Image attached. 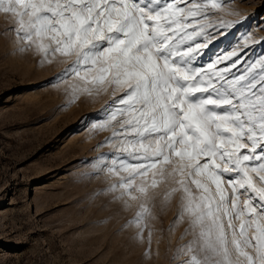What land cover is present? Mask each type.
<instances>
[{"label": "snow or ice", "instance_id": "snow-or-ice-1", "mask_svg": "<svg viewBox=\"0 0 264 264\" xmlns=\"http://www.w3.org/2000/svg\"><path fill=\"white\" fill-rule=\"evenodd\" d=\"M230 2L0 0L22 51L35 48L42 63L71 61L55 77L70 103L123 90L93 124L116 129L110 139L132 161L102 166L128 174L108 191L117 200H147L150 189L175 185L165 200L180 194L169 230L188 224L175 254L180 264H264V51L250 47L264 49V41L253 42L249 29L239 49L216 56L213 41L228 36L220 29L239 30L249 19ZM149 173L150 182L136 183ZM151 215L141 203L129 225L141 227Z\"/></svg>", "mask_w": 264, "mask_h": 264}, {"label": "rangeland", "instance_id": "rangeland-1", "mask_svg": "<svg viewBox=\"0 0 264 264\" xmlns=\"http://www.w3.org/2000/svg\"><path fill=\"white\" fill-rule=\"evenodd\" d=\"M228 9L249 19L239 30L220 29L228 36L213 41L216 56L239 49L249 29L253 42L264 41V0H231ZM12 26V19L0 13V264H180L175 254L186 242L181 235L188 224L169 230L180 194L165 200L175 185L150 189L147 200H117L119 193L108 191L128 174L117 176L102 166L132 161L117 150L118 139H110L116 129L100 131L93 124L107 118L103 109L123 90L113 96L108 87L70 103L67 85L55 77L71 61L42 63L35 48L21 50ZM250 47L257 54L264 51L258 44ZM249 57L257 58L252 52ZM151 179L149 173L136 183ZM141 203L151 209L147 226L129 225ZM233 223L238 227L239 221Z\"/></svg>", "mask_w": 264, "mask_h": 264}]
</instances>
